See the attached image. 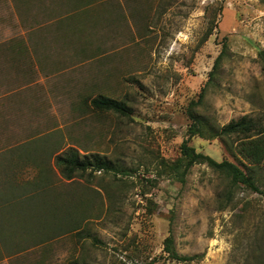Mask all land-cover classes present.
Segmentation results:
<instances>
[{
	"label": "rangeland",
	"instance_id": "1",
	"mask_svg": "<svg viewBox=\"0 0 264 264\" xmlns=\"http://www.w3.org/2000/svg\"><path fill=\"white\" fill-rule=\"evenodd\" d=\"M17 44L21 54L8 48ZM260 50L261 0H0V203L35 191L4 196L7 179L22 187L51 179L56 207H33L27 229L11 227L16 216L0 209V264H264V163L255 179L262 192L235 188L223 208L221 174L195 164L181 184L159 168L179 156L187 104L203 87L199 111L219 124L244 114L264 123ZM99 93L127 103L131 116L94 110L89 100ZM38 138L52 141L56 154L99 153L117 171L66 179L53 158L35 168L13 154ZM190 143L231 159L218 139ZM72 201L68 214L84 219L61 232ZM46 213L56 221L36 240ZM169 234L179 255L195 257L167 256Z\"/></svg>",
	"mask_w": 264,
	"mask_h": 264
},
{
	"label": "trees",
	"instance_id": "2",
	"mask_svg": "<svg viewBox=\"0 0 264 264\" xmlns=\"http://www.w3.org/2000/svg\"><path fill=\"white\" fill-rule=\"evenodd\" d=\"M261 2L264 3V0H261ZM8 48L13 53L17 51L21 54L23 52V47L20 44H17L15 48L14 45H11V47ZM259 55L264 62V50H260ZM220 57L221 53L216 57L214 67L219 63ZM262 68L264 72V64ZM204 94L205 87L200 90L195 99H191L187 104L186 114L189 123L186 129V136L179 145V156L172 161L161 159L159 162V168H161L162 173L168 174V177H172L173 180L183 184L193 165L205 164L213 171L226 178L227 187L223 194L224 196H227V198L223 205L220 206V208H223L231 203L235 188L241 186L252 192H262L256 184L255 179L257 168L264 163V123L260 117H253L249 114H244L238 118L230 119L225 124H219L213 114L206 112L205 109L204 112L199 111L204 104ZM83 104L84 106L88 104L86 99L83 100ZM89 105L96 111L113 112L126 117H129L132 114L131 108L127 103L102 93L96 94L92 97L89 100ZM192 137H199L206 140L218 139L224 146L225 151L230 155L231 159L223 158L221 161H217L209 155L197 151L190 143ZM51 142L52 141L47 138L25 141L24 143L18 144L20 146L25 145L24 149L15 148L13 154L20 156L24 161V164H32L35 168L46 167L37 163V160L40 158L47 157L49 161L50 158H53L54 165L58 167L62 176L66 179H71L74 176L84 174L87 171H117L116 167L110 164L106 156L99 153H82L75 147H68L64 151L56 154V147L53 148ZM49 145H51L53 149H47L46 147ZM42 173L44 172L40 171V174ZM12 180L13 179H7L2 183V186L5 187L4 192L2 193L4 196L15 193V190L18 188H23L24 191H35L28 194L15 193L13 198L3 199L0 203L1 210H7L8 213L11 212L16 216L11 217L16 219V223L11 224V227L18 226L22 228L23 226V229H27V225L30 223H25L26 218H28V215L31 216L36 212H42V206H44L43 210H45V212H56L48 211L56 209L53 201L50 200L53 199L50 198L52 195L49 193L53 190L51 179L26 180L23 187L22 185H19V182ZM30 188L32 189L28 190ZM41 194L49 199L43 198ZM38 196L42 197L43 200L35 207L34 201H36L35 199ZM18 206L22 209L23 207L25 208L24 211L26 213L24 218L21 217L20 207ZM74 206L75 203L72 201V203L67 204V209H64L66 212L62 216V220L66 224V228L62 229L61 232L74 229V220L84 219L83 217H80L78 213L73 215L68 214ZM33 207L39 208L40 210L32 212L31 210H34ZM61 209H63V207H61ZM58 210L60 211V208ZM1 213L2 216H5L4 212L1 211ZM50 214L51 213H46L39 217L40 220H38V223L40 226L33 230V234L35 235L33 237L36 240H43L40 235L44 237V235L50 234L48 229L52 226L53 221H56V216L51 217L49 216ZM70 220H72L71 224H69ZM43 227L44 229H42ZM40 230L42 232H40ZM81 237H90V235L89 233H85V235H82ZM93 241L96 243L100 242L95 237H93ZM163 243V251L166 252L167 256L171 259L188 261L195 257L194 255H179L174 248L173 237L171 234L164 239Z\"/></svg>",
	"mask_w": 264,
	"mask_h": 264
}]
</instances>
